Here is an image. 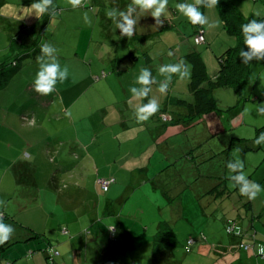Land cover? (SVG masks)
<instances>
[{"label": "rangeland", "instance_id": "obj_1", "mask_svg": "<svg viewBox=\"0 0 264 264\" xmlns=\"http://www.w3.org/2000/svg\"><path fill=\"white\" fill-rule=\"evenodd\" d=\"M230 1L234 6L240 7L239 9L235 6L244 18L252 19L256 12L261 13L257 19L264 18V0ZM33 2L35 0H0V58L5 55L9 56L7 49L10 40L13 41L15 47L21 46L22 55L25 53L22 47L31 44L26 47V52L30 54L21 58L18 68H12L10 78L0 88V127L5 125L4 127L9 130V135L18 131L20 134V138L16 141L17 144L14 145V141L12 142L11 149L8 145L10 142L4 141L7 147H4V151L0 153V159L5 158L6 163L2 167L6 168L11 165L7 163L10 160L7 155L11 156V151L13 154L16 150L22 151L21 153L25 155L23 159L26 160L22 164L26 170L15 174L13 170H9L7 176L11 175V178L18 180L24 190H28L31 195L32 192L35 193V198L30 197L24 204L31 214L19 212L16 214L15 223L22 226L31 222L35 229L43 235L34 239L37 240L36 244L42 245V241H47L55 248H58L57 232L60 224L74 231L83 227V234L90 232L89 241L83 249L84 254L88 255L86 260L90 264L92 262L110 264L109 260L113 264H130L127 260L133 255L138 264H162L161 261L158 262L159 259L154 260L153 258L162 252L156 255L152 252L153 236L162 221H167L176 234L177 245L174 247V252L179 262L184 261V255L187 254L183 247L190 245L187 242L183 243L182 237L191 230L192 220L194 228L197 229L195 235L203 232L208 237L209 234L215 233L214 228L217 226H221V231L226 238L229 235L236 236L237 231L240 233L243 222L245 226L248 224L245 213L248 204L240 207L235 204L232 197H235L238 189L230 187L232 182L228 179L230 173L226 164L234 159L243 160L244 171L248 179L255 181L264 189V144H253L255 137L260 133L258 128L264 124V115H259L257 112V108L264 103V60L251 61L241 92L238 93L233 88H220L212 94L218 107L202 116H222L224 130H221L218 135L209 136L206 126L202 122L197 123L189 129V135L178 136V141H181L182 145L191 143L187 148L182 147V154L179 158L178 156L172 157V161L177 160L167 168L164 167L168 164L167 161L163 163L157 157L159 152H163L156 148L151 153L149 152L148 139L142 138L141 140L144 141L139 142V148L135 145L144 133L145 135L150 134L148 128L151 126L148 125L153 124L151 120L154 115L147 121L137 122L134 114L135 102L131 100L132 94L129 91L135 82L133 79H136V73L127 70L128 60L123 61V56L129 53H127L125 43L118 45L119 59L123 61L121 66L124 70L121 74L124 75L126 70L127 75L132 72V84L131 81L127 82L126 85L120 87L121 90L118 92L109 79L96 85L104 78L103 71L95 73L93 70V64L98 58L97 51H101V55L102 53L112 54L115 44L118 43L116 40H119L120 30L115 28L114 23H111L113 32L108 33L110 27H105L100 18H96L93 13L96 7L93 0H85V6L75 9L68 4V0H53L58 15L45 14L40 18L36 17L31 8ZM130 2L131 0H125L124 3L127 5ZM168 3L172 5L174 3V6L168 10V13H164L167 20H163L162 25L169 24L170 27L161 29L160 25L152 29L149 27L152 24H143L141 16H137L139 12L137 9L134 14L139 17L136 27L147 26L146 30L149 31L143 38L134 37V34L130 38L122 37L121 40H147L150 49L155 43L152 31L158 29L156 33L160 35L164 33L165 37L160 39L161 43L157 50L154 47L155 50L148 52V55L151 57L155 55L156 58L159 54L169 51L167 44L170 41L180 39L176 30H180L181 34L185 35L189 28L191 33L198 28V25H193L187 20L189 28L183 30L187 24L182 23L181 25L178 20H172L178 12L175 6L179 2L168 0ZM118 4L120 5L119 1ZM126 5L121 6L120 9H125ZM204 8L200 6L199 10L203 11ZM210 10L212 8H206L204 14L210 21L218 20L221 24L210 30L214 35L213 44L211 46L209 41L199 42L191 51L199 52L205 63L207 75L215 77L221 67L220 55L226 49L234 47L237 44V38L227 31L217 7L213 8L217 16L210 15ZM85 12L92 20L91 26L86 25L83 20ZM24 25L27 27L23 28ZM156 37L158 40V36ZM44 42H51L58 49V61L62 68L67 66L69 72L68 78L62 83L58 81L56 90L46 96L37 93L33 86L39 67L36 57L40 54V46ZM19 43L22 45L19 46ZM18 47L16 50L19 49ZM179 53L177 52L180 56L178 59L176 55L162 56L163 61L159 58L152 59L146 62L147 68L157 69L156 76L162 78L164 76L158 72L161 65L169 64L170 60L176 63L183 59L188 64L191 73L193 62L187 55L190 52H185V56L183 52ZM144 64L145 59L142 58L137 67ZM110 71L113 72L108 66L105 73L109 74ZM113 75L112 78H117L116 73L113 72ZM173 77L181 80L178 75L173 74ZM123 80L128 81L127 77ZM156 84L159 83L153 85ZM177 89L180 90V86ZM185 95L181 92L171 96ZM137 123L144 126L146 130L143 131ZM126 124L129 125L130 132ZM130 134H134V137L138 135L134 140L135 146H132L134 156L127 157L121 162L119 158L118 161L115 160L113 149H110L113 147L111 141H114L116 147L119 142L127 145L130 143ZM211 137V143L224 139V146H222L224 149L215 153L213 157L209 155L208 149V141ZM142 146L146 147L142 150ZM103 148L107 152H102ZM200 148L205 150L195 153ZM124 149L125 146L122 151ZM104 153L106 155H103ZM26 154L30 156L26 157ZM185 154L194 155L193 160L195 161L192 162V159L185 158L187 156ZM119 162L122 163V168H119ZM99 168L101 169L100 175H103L100 178L114 179L109 191H104L100 183H96ZM174 168H179L180 177L185 181V184L181 183V193L178 199H173L172 190H164L163 186L154 189L151 181L142 182L146 180L147 175L155 177L159 169L163 172V176L167 170H170L169 177L177 181L178 176H174L176 174L172 171ZM221 179L224 185L220 188L218 186L215 191L208 190L210 189L208 188L209 181L214 182ZM35 180L36 183H34ZM223 188L224 198L216 204L213 197L217 194L221 197ZM19 192L20 185L18 184L14 194L17 195ZM182 193H185L188 201L181 205L183 216L178 217L175 213L181 202ZM253 201L255 209L259 210L260 207L262 209L255 220L257 229H259L258 237L255 239V237L244 236L240 242L259 247L264 245V191L259 193ZM248 209L252 211V206ZM40 210L45 215H40ZM223 211L224 222L220 219ZM10 219L11 217H7L3 221ZM233 222L235 228L232 233H226V225L232 226ZM112 226L114 228L113 237L109 235L111 233L109 229ZM120 226L131 230L127 236H120ZM102 231L109 232V234ZM251 232L255 236V230ZM96 245L99 247L98 251H94ZM252 249L248 251H254ZM52 251L54 252L53 248ZM95 253H104L103 258L92 260L91 256ZM1 254H4L3 246H0ZM68 256L70 258V251ZM48 260L51 261V259ZM86 260H83V263L86 264ZM58 261L62 262V258ZM188 261L186 258L184 264ZM261 263L264 264V257ZM67 264H73L72 258Z\"/></svg>", "mask_w": 264, "mask_h": 264}, {"label": "crops", "instance_id": "obj_2", "mask_svg": "<svg viewBox=\"0 0 264 264\" xmlns=\"http://www.w3.org/2000/svg\"><path fill=\"white\" fill-rule=\"evenodd\" d=\"M119 1L120 5H117V2ZM179 3H184V2H190L193 3V0H177ZM93 2L95 3L96 7L94 10V15L96 18H100L101 22L104 24V26H109L110 27V32H113V29L111 28V23H113L110 19H108L105 15L106 11L111 8V7H125V0H93ZM110 5H108V4ZM86 4H84L85 6ZM169 7L167 9V13L168 10L174 6L168 3ZM237 8L240 9V7H238L237 5H235ZM216 8V7H215ZM206 8L203 9V11L201 10V12L205 13ZM86 11V10H85ZM214 11V12H213ZM243 11V10H242ZM210 15H214L217 16V13H215L216 11L210 10ZM140 15L142 18V22L143 24H152L149 25V27H151L152 29L156 28L157 26L155 25V21L154 18L151 17L150 12H141L139 10V12L137 13V16ZM165 15H163L161 17V20L166 21V17H164ZM171 18V17H170ZM218 18V17H217ZM173 21L178 20V23H180L182 25V23H184L183 25L187 24V26L185 27L186 30L187 28H189L187 23V18L184 17L183 15H181L179 12H176V14L173 16L172 18ZM21 22V21H19ZM219 25H221L219 23ZM200 26V25H199ZM27 26L24 25L23 28H26ZM148 27V28H149ZM161 29H164V27H170L169 24H167L166 26L161 25ZM193 27V26H192ZM201 27V26H200ZM204 30V38L206 42H210L211 46H212V40L214 35L212 32H210V30H212L213 28H208V27H201ZM215 28V27H214ZM147 26L145 27H136L135 29V35L134 37H141L143 38L144 35L147 33L146 30ZM197 28H195L193 30V32L191 33V29L189 28L186 32L185 35H182L180 30H176L178 31V36L180 37V39H174L172 41H170V43H166L168 46L167 48L169 49V51L173 52V55H176V58H180V56L177 55V52H183L182 54L185 56V52H192L191 49L193 47H195V41H194V34L196 32ZM146 31V32H145ZM157 31H159L158 29H155L154 31H152L154 33V41L155 43L150 47V49L148 48V43L147 40H121V38L123 36H120V32H118V38L119 40L116 42L115 44V49L113 51L112 54L110 53H102L103 55H101V51H97L98 53V58L95 64H93V70L95 71V73H101L102 71V75H104V78L100 81L97 82L96 85H99L100 82H102L105 79H109L111 80V83L113 85V87L115 88V90L118 92L119 90H121L120 87H123L124 85L128 83H130V81L133 78V74L132 72H130L129 75H127V70H131L133 72L136 73V77L139 74V70L141 67H147V63L152 59L157 60L159 58L160 61H163V57L162 56H169L168 52H163L162 54H159L156 58L155 55L153 57H151L150 55H148V52L151 50H156L159 48L160 45V39H162L163 37H165L164 33H162L160 35V33H156ZM191 33V34H190ZM212 33V34H211ZM158 36V40L157 37ZM191 36H193L192 38H190ZM181 40V41H178ZM191 40H193V42H191ZM166 42H168L167 40H165ZM119 43H125L127 45V53L124 57L123 61H127L128 60V66L129 68L124 72V75L121 74L122 70V66L121 63L123 62L122 59H119V51H118V45ZM155 47V48H154ZM104 51V49H103ZM143 52V54H142ZM152 53V52H151ZM105 54V55H104ZM131 54V55H130ZM142 54V55H141ZM181 55V53H179ZM144 58L145 59V64L144 65H140L139 67H137V65L139 64V61ZM180 61V60H178ZM169 63H175L174 61H169ZM108 66L112 69V71L114 73H116L117 78H112L111 76L114 77L113 72L106 74L105 70L108 69ZM152 76L155 77L157 83L163 82L164 77L162 78H158V76H156V71L157 69L154 70L150 69ZM174 76H176L174 74ZM127 77L128 81H124L123 78ZM130 77V78H128ZM176 77L172 76L173 81L171 80V83L169 84L168 90L166 92V94H161L158 91V84L156 85H152V92L149 93V97L145 98L143 100H139L134 98L133 96H131V100H133L135 103L134 105L137 106L140 103H147L149 98H156L157 101L160 104V109L159 111L154 114L153 118H152V125H148L151 126V128L149 129L150 134L145 135V133L142 135V137L139 138V141L137 142L136 147L139 148V142H143L141 139L145 138L148 139L147 140V145L149 148V152L151 153L152 150L154 148H156V150H160L163 153L158 154V159L161 160L163 163L165 162V160L167 161V165L164 167H169V165L171 163H173L174 161H176L177 159H174L173 161L171 160L172 157H180V155L182 154L181 149L182 147H188V145L191 142L186 143L185 145H182L181 141H178V136L183 134V135H189V129L194 127L197 123L202 122L204 126H206V129L208 130V134L209 136H212L213 134H217L221 131L224 130V122H223V117L222 116H202L198 119H194L193 121H186L187 119H181L179 118V116H182L185 114V110H184V106L182 105H175V104H170L169 102H167V100L171 97V95L173 94H179L181 92H184L186 95L183 97H186L188 94L187 91V83L189 81V77L185 78V79H181V80H177L175 79ZM114 79V80H113ZM135 81V79H133ZM133 81H131L132 84ZM179 84V85H177ZM133 86L139 87V85H135V82L132 84ZM180 86V90H178L177 88ZM125 90V88H123ZM177 93H174V92ZM127 104V102H126ZM133 108V107H132ZM161 111H166L169 114H174L175 115V119L176 121L172 122H168L169 120H163L162 118H160V112ZM167 123V124H166ZM148 124V123H147ZM3 125V124H2ZM133 125V123H132ZM137 125H139V127L144 131L146 130V128L144 126H141L140 123H137ZM5 125H3V127H0V153L4 151V149L7 147V145L4 143V141H6L7 143L10 142L9 148L11 149V145L12 142L14 141V145L17 144V140L20 138V134L19 131L17 133H14L12 135H9V130H7V128L4 127ZM126 128H128V132H130L131 130H129V125L126 124ZM145 135V136H144ZM136 136H138L136 134ZM134 134H130V143L127 145H122L123 142H119L118 146L116 147L115 144L113 143L114 141H111V145L113 146L110 149H113V155L115 160L118 161H124V159H127V157H131L134 156L132 153V146L135 143V138ZM117 137L119 138V136L117 135ZM206 138H209L208 136H205ZM153 141H150L152 140ZM119 140H121L119 138ZM188 140V139H187ZM212 141V137L209 139L208 141V149H209V155L211 157L214 156L215 153H219L222 149V146H224V139L222 141H215L213 143H211ZM149 143V144H148ZM211 143V144H210ZM134 145V146H135ZM146 145V146H147ZM125 149L124 151H122V148ZM146 146H142V150L143 148H145ZM5 147V148H4ZM115 147V149H114ZM206 148V147H204ZM204 148H200L198 149L195 153L197 152H202L205 149ZM218 151V152H217ZM22 151L20 150H16L15 154H13V152L11 151V156L7 155V157L10 158L9 161H7V163L11 164L10 166L4 168L2 166H4L5 162V158L4 159H0V200L5 201V204L0 206V213H2L3 215H0L4 218L7 217H11L10 220H6L3 221L5 224H9L11 225L14 229L15 232L13 233L11 239L9 240V242H7L6 244L3 245L4 247V254L0 255V264H49L47 256H48V252H50V250L52 251V248L54 249V252L52 253V264H67V262H70V258H72V262L73 264H85L83 263V260H86V258L88 257L87 254H84L83 249L86 247V243H88L89 241V234L90 232L83 234L84 233V228L82 227L81 229L78 230H73V229H69L68 227H66L63 224L59 225L62 226L60 229L62 230V228H66L67 232L66 233H61V230L58 228V232L57 235L59 237V241H58V248L55 246H52L49 242L47 241H42V245L39 244L37 245L36 242L37 240H34L36 237L38 236H43L42 233H39V231L37 229H35L34 224H32L31 222L26 223L25 225L22 226H18L17 223H15V218H16V214H18L19 212H23L26 214H31V212L28 210V208L26 207L25 202H27V200L30 199V197L35 198V193L32 192V195L28 192V190H24V187L21 186V183L18 182V180H15V178H11V175L7 176L9 170H13V174L15 173H21L23 172L25 169L24 165L22 164V162L26 161L23 159V157H25V155L23 153H21ZM102 152H107L105 151V149L103 148ZM103 155H106L105 153ZM187 155V156H186ZM29 157L30 154H26V157ZM185 158H190L192 159V162H194L195 160H193V158L195 157L194 155H190V154H185ZM116 161V162H117ZM119 162V168H122L121 164ZM182 166V165H181ZM167 169H165L166 171ZM173 173L176 174L174 176H178V180L176 181L174 178L169 177L170 176V170H167L166 173L164 174V176L162 175V171L161 169H159L157 171V175L155 177H152L150 175L146 176V180H143V183H146V181H151L153 183L154 189H156V187H160L163 186L164 190H172V194H173V199L179 198L180 195V191H181V183L185 184V181L180 177V171L179 168H174ZM149 172V169L147 170V173ZM105 174V172H103ZM97 174L99 177H97V184L98 179L100 178L101 174V169L99 168L97 170ZM209 174H211V172H209ZM209 174L207 176H209ZM143 176V175H142ZM219 177V176H218ZM223 177V175H222ZM113 179V178H112ZM114 180V179H113ZM36 183V180L35 182ZM115 183V182H114ZM20 185V192L15 195L14 191H16V186ZM224 185L223 180H217L214 182L209 181L208 183V190L211 191H215L217 189V187L219 186V188ZM22 187V189H21ZM111 187V183L109 184L108 188L106 191H109ZM238 189V187L236 188ZM223 195L221 197L217 195H215L214 200L216 201V204L223 198H224V188H223ZM237 195V196H236ZM235 197H232L235 204L238 205V207L243 206L245 204H248V207L246 206V217L248 220V224L247 226H245V223L243 222V225H241L242 229L240 231V233L236 236H231L229 235L228 238L225 237L224 233H222V229L221 226H217L215 229V233H211L208 235V237L202 232V233H197L195 235V232L197 231L196 228H194L193 225V220L192 222H190L191 224V230L188 232L187 235H184L182 237V242H188L189 239H192V243H190V245H188L187 247L184 246L183 248L186 249L185 251L187 252V254L184 255V261L179 262L176 257H175V253L174 252V247L177 245L176 243L173 245L172 248L170 249H164L162 250L160 255L154 256V260L159 259L158 262H162V264H184V262H186V258H188V263L187 264H263L261 263V259L262 257H264V255H260L258 253V247L255 246L254 244L251 245L250 248H253L252 250L254 251H248L249 249H245L243 247H241L239 245V242L242 241V237L244 236H248L251 238L257 239L258 237V231L259 229H257V225L255 224V220H256V216L259 217V214L261 213L262 209L260 207V209H255L254 208V201L253 200H249L247 197L245 196H241L239 193V190L237 191ZM218 196V197H217ZM230 196H232L230 194ZM244 199V200H243ZM185 201H188L187 197L185 196V193L181 194V202L179 204V207L176 208V213L175 215L178 217L183 216V211L181 209V205L185 204ZM250 206H252V211L249 210L248 208H250ZM254 208V210H253ZM221 210V209H220ZM219 210V212H221ZM242 211V210H240ZM43 214V211L40 210V215ZM218 214V212H217ZM255 215V216H254ZM254 216V217H252ZM120 219V218H119ZM217 219V218H215ZM220 219L223 220L224 222V211L221 213L220 215ZM229 219V218H228ZM226 221V219H225ZM119 224H121V220L118 221ZM224 224V223H223ZM222 224V225H223ZM234 224V222H233ZM227 226V225H226ZM146 227V226H145ZM235 228V225H234ZM252 230H255L256 234L255 236L252 235ZM109 231L111 232V230L109 229ZM117 230L115 229V232ZM129 231H131L130 229L127 228H123L120 226V236H127V234L129 233ZM103 233H108L106 231H102ZM225 232H226V227H225ZM227 233V232H226ZM218 235L219 237H217L216 235ZM111 237H113L112 232L109 234ZM102 236V233H101ZM110 237V238H111ZM174 238H175V242H177V238H176V234L174 233ZM212 238V239H211ZM102 239V238H101ZM42 240H44L42 238ZM110 240V239H109ZM105 242V241H104ZM103 242V243H104ZM97 244V242H95ZM96 249L94 251H98L99 247L96 245L95 247ZM102 248V245L100 246V249ZM40 250L44 251L41 252ZM102 250V249H101ZM34 251H36L35 253H33ZM69 251H70V258H69ZM113 252H111L112 254ZM103 254L104 253H95L93 254L92 260H94V258H103ZM159 254V253H158ZM94 256V257H93ZM139 256V255H138ZM12 258V259H10ZM59 258H62V262L58 261ZM57 259V260H56ZM104 260H106V258H104ZM128 263L130 264H138L137 259L135 257V255L130 256V258L127 260ZM110 264H113L110 260H109ZM86 264H90L88 262V260H86ZM92 264H97V263H93Z\"/></svg>", "mask_w": 264, "mask_h": 264}, {"label": "clouds", "instance_id": "obj_3", "mask_svg": "<svg viewBox=\"0 0 264 264\" xmlns=\"http://www.w3.org/2000/svg\"><path fill=\"white\" fill-rule=\"evenodd\" d=\"M68 4L72 8L83 7L85 0H68ZM218 4V0H194L193 3H178L176 10L187 18L193 25L206 26L214 28L219 26V21H210L208 16L199 10L200 6L205 8H214ZM168 0H131L126 5L125 9L119 7L109 8L105 15L110 19L116 29L120 30V36L130 38L134 35L136 25L139 17L134 15L139 9L141 12H150L151 17L154 18L155 25L163 24L161 17L167 11ZM37 18L45 14L50 16L58 15L56 5L53 0H35L31 4ZM261 13H254V18L248 19L247 23L241 24V34L243 36V43L247 47V51L240 49L239 57L243 64H249L251 61L264 60V18L257 19ZM83 20L86 25L91 26L92 20L88 13L83 14ZM203 40V36L199 38ZM168 55H173L169 51ZM38 64V71L33 82L34 90L41 95H49L56 90L57 82H63L68 78L69 72L67 66L61 67L58 61V49L51 42H44L40 46V54L36 57ZM158 72L164 76L163 82L158 84V91L161 94H166L169 84L171 83L173 74L178 75L180 79H185L190 76L188 64L181 59L176 63L163 64L159 67ZM157 83L155 77L152 76L151 70L147 67H141L139 74L135 79V84L139 87H130L129 91L136 99L143 100L149 97L152 92V85ZM160 109V104L156 98H149L147 103H140L134 108V114L137 122H144L156 114ZM259 115H264V103L257 108ZM68 114V113H66ZM254 145L264 144V131H261L253 141ZM239 151V149H237ZM227 169L230 175L228 179L232 182L230 187H238L241 196L253 200L259 193L264 191L261 186L255 181L249 180L244 171V162L241 159H234L227 162ZM5 201L0 200V206L4 205ZM113 226L110 228L112 229ZM15 229L3 222V217L0 216V246H3L11 239ZM239 234V231L236 233ZM258 253L264 255V245L258 247Z\"/></svg>", "mask_w": 264, "mask_h": 264}, {"label": "trees", "instance_id": "obj_4", "mask_svg": "<svg viewBox=\"0 0 264 264\" xmlns=\"http://www.w3.org/2000/svg\"><path fill=\"white\" fill-rule=\"evenodd\" d=\"M216 7L225 27H227V31L236 36L237 44L234 47L226 49L220 55L221 67L215 77H209L207 75L205 63L202 61L199 52L193 51L187 54L193 62L189 81L187 83L188 94L186 97L169 96L171 98L167 100L170 104L184 106L185 114L179 116V118H186V121L198 119L202 117L204 113L218 107L212 95L216 89L233 88L237 90L238 93L241 92L243 82L248 76L251 62L249 64H243L239 57L241 48L247 51V47L243 43L240 26L243 23H247L248 19L241 15L240 11L236 9L230 0H218ZM12 42L13 41L10 40L7 49V54H9V56L7 57V55H5V57L0 58V88L6 84L13 69L19 67L18 64L21 58L30 54L29 52H26V47H29L31 44L22 47L25 52L22 55V49L20 46L22 44L19 43L20 47L17 46L19 49L16 50L17 47H15ZM12 49H14V51ZM160 113L166 114L167 120H169L168 122L170 123L171 121L174 122L178 119H175L174 114H169L166 111H161ZM258 131H264V124L258 128ZM0 215L3 214L0 213ZM175 243L174 231L170 228L169 223L167 221L160 222L158 230L153 236V254L156 255L164 249H170ZM50 258H52V253L48 252L47 259ZM48 262L49 264H52V261L48 260Z\"/></svg>", "mask_w": 264, "mask_h": 264}, {"label": "built area", "instance_id": "obj_5", "mask_svg": "<svg viewBox=\"0 0 264 264\" xmlns=\"http://www.w3.org/2000/svg\"><path fill=\"white\" fill-rule=\"evenodd\" d=\"M201 36H203V40H199V38H200ZM194 41H195V43H199V42H204V41H205V38H204V30H203L200 26H198V28H197V30H196V32H195V34H194ZM160 117H161L164 121L167 120V116H166V114L161 113V114H160ZM112 181H113L112 178H111V179H108V178H99V179H98V182L100 183V185H101V187H102V189H103L104 191L107 190L109 184H110ZM233 228H234L233 223H232V226H230V224H228V225L226 226V232L231 234L232 231H233ZM110 230H111V232L113 233L114 228H112V229H110ZM61 231H62L63 233H66V232H67L66 228H64V227L62 228ZM187 243H188V244L192 243V239H189ZM239 245H240L241 247L245 248V249H249V248L251 247L250 244H245V243H242V242H240Z\"/></svg>", "mask_w": 264, "mask_h": 264}]
</instances>
